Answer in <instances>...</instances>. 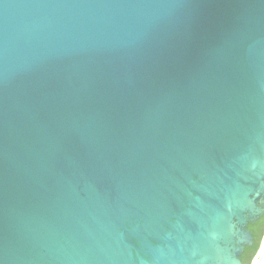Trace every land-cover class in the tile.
I'll return each instance as SVG.
<instances>
[{
	"label": "water",
	"instance_id": "1",
	"mask_svg": "<svg viewBox=\"0 0 264 264\" xmlns=\"http://www.w3.org/2000/svg\"><path fill=\"white\" fill-rule=\"evenodd\" d=\"M263 191L264 0H0V264H240Z\"/></svg>",
	"mask_w": 264,
	"mask_h": 264
},
{
	"label": "trees",
	"instance_id": "2",
	"mask_svg": "<svg viewBox=\"0 0 264 264\" xmlns=\"http://www.w3.org/2000/svg\"><path fill=\"white\" fill-rule=\"evenodd\" d=\"M248 229L250 230L254 240L253 245L246 248V253L243 255V260L244 262L251 264L264 238V214L259 216L256 221L250 222Z\"/></svg>",
	"mask_w": 264,
	"mask_h": 264
},
{
	"label": "flooded vegetation",
	"instance_id": "3",
	"mask_svg": "<svg viewBox=\"0 0 264 264\" xmlns=\"http://www.w3.org/2000/svg\"><path fill=\"white\" fill-rule=\"evenodd\" d=\"M262 214H264V191L260 193V196L257 199V205H256L255 211L248 214L247 222L244 225V230L246 232H250V230L248 229L249 223L256 221L259 218V216H261ZM253 240H254V238H253L252 234H251V237L241 235V238H240L241 252L238 255L240 264H248L247 262H244L243 255L246 253V248L253 245Z\"/></svg>",
	"mask_w": 264,
	"mask_h": 264
}]
</instances>
